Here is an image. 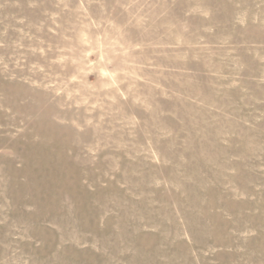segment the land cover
I'll use <instances>...</instances> for the list:
<instances>
[{"label": "rangeland", "instance_id": "rangeland-1", "mask_svg": "<svg viewBox=\"0 0 264 264\" xmlns=\"http://www.w3.org/2000/svg\"><path fill=\"white\" fill-rule=\"evenodd\" d=\"M0 264H264V0H0Z\"/></svg>", "mask_w": 264, "mask_h": 264}]
</instances>
